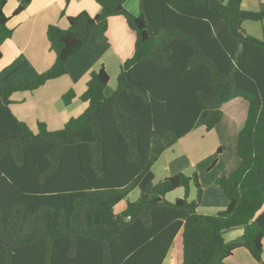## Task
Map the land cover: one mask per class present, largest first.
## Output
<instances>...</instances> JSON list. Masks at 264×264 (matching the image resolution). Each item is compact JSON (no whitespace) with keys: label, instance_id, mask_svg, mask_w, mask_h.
Segmentation results:
<instances>
[{"label":"trees","instance_id":"16d2710c","mask_svg":"<svg viewBox=\"0 0 264 264\" xmlns=\"http://www.w3.org/2000/svg\"><path fill=\"white\" fill-rule=\"evenodd\" d=\"M94 1L96 16L84 11L68 18V29L49 26L56 55L49 70L0 88V264H163L178 237L182 264H223L240 248L264 264V40L243 27L263 20L264 9L243 10V0H139L135 16L127 0ZM7 2L0 0V60L14 34ZM118 16L136 43L113 95L101 68L81 96L87 109L63 129L39 122L34 132L20 121L13 96L67 75L69 61L92 36L105 39ZM75 98L71 90L63 101ZM237 98L248 113L237 140L240 166L217 180L225 210L200 214L199 176L180 173L115 212L166 150L199 126L211 132L223 105ZM178 189L185 197L169 202ZM237 228L242 239L228 243L224 232Z\"/></svg>","mask_w":264,"mask_h":264},{"label":"crops","instance_id":"0c3cea01","mask_svg":"<svg viewBox=\"0 0 264 264\" xmlns=\"http://www.w3.org/2000/svg\"><path fill=\"white\" fill-rule=\"evenodd\" d=\"M14 1L8 0L4 9L9 18L8 27L14 31V34L1 46L3 57L0 60V88L7 87L14 82L34 80L54 65L56 55L51 50L47 37L49 26L54 25L68 29L69 17L77 16L84 11L94 17L101 10L94 0H31L24 11L14 15L16 9L23 5L26 0ZM236 1L223 0V3L233 5ZM126 4L125 7L129 8V11L133 14H139V0H129ZM241 7L246 11L262 12L264 2L263 0H243ZM243 27L249 35L264 40V18L258 22L246 21ZM135 43L136 36L128 27L125 18L121 16L111 18L105 39L96 35L92 36L90 47L84 48L69 61L67 65L68 74L64 77L48 82L33 93L15 94L11 105L12 112L32 131L36 129L34 132L37 131L39 122L47 124L51 131L63 129L72 118L79 117L73 116L76 112L83 113L87 109L88 104L81 100V96L86 92L87 84L93 72L105 68L110 77L106 95L111 96L116 91V80L122 72L125 61L133 57ZM7 78L11 81H7ZM71 90L76 93V98L72 103L66 105L63 96ZM222 110L224 113L223 120L211 132L207 133L216 135L219 143L223 144L224 142L229 147L232 146L230 144L233 142L234 151L227 149V151L222 152V146L219 150L223 158L227 157L230 152L233 154V158L231 160L226 158L223 163L221 157L219 163L206 172V177L211 179V183L206 188L203 187L202 202L198 209L199 213L203 215L216 214L227 208L228 201L221 188L217 186V180L232 174L238 169L241 162L237 153V140L247 118L248 102L243 98H237L225 103ZM229 134L232 136L230 137ZM175 155L170 149L166 150L149 171L152 178H149V174H147L138 187L131 191L128 198L115 207V212L121 214L127 209L129 201H138L144 192L146 193L152 186L168 177L180 173L191 176L199 171L198 166L200 165L192 161L182 162L180 166L175 167L178 161V158L174 157ZM208 160L203 164L207 163ZM220 167H223V171L217 173L216 170ZM198 176L201 184H204L203 175L199 174ZM144 185H147L148 189L140 192L139 187ZM262 191L264 195V186ZM184 197V190L178 189L168 194L167 200L174 203L177 199ZM196 197L197 189L191 185L188 200L193 201ZM243 234L244 229L237 228L225 231L224 237L228 243H235L242 239ZM163 264H182V247L179 237L176 240L175 250L170 251ZM223 264L259 263L253 259L246 248H240Z\"/></svg>","mask_w":264,"mask_h":264},{"label":"rangeland","instance_id":"374dc122","mask_svg":"<svg viewBox=\"0 0 264 264\" xmlns=\"http://www.w3.org/2000/svg\"><path fill=\"white\" fill-rule=\"evenodd\" d=\"M13 2H15L14 0H11ZM129 1V0H128ZM128 1H126L128 3ZM25 2V1H24ZM127 5V4H126ZM231 5V4H229ZM129 9V8H128ZM9 11V9H8ZM129 11V10H128ZM131 12V11H129ZM133 14V12H131ZM133 15H137V14H133ZM104 39V38H103ZM98 72V71H96ZM118 79V78H117ZM7 81H11L9 80V78H7ZM117 81V80H116ZM9 83V82H6ZM15 83V82H14ZM9 85V84H8ZM109 86V85H108ZM107 86V87H108ZM117 88V82H116V87L115 90ZM115 92V91H114ZM32 93V92H31ZM106 93H107V89H106ZM113 95V94H112ZM82 112H76L73 116H80ZM36 130V129H35ZM33 130V131H35ZM192 134V135H191ZM230 135V134H229ZM208 136V138L206 139V137ZM232 136V134L230 135V137ZM234 136V135H233ZM235 137V136H234ZM234 142H235V138H234ZM219 145V146H218ZM232 146H228L227 144H223L219 143L218 138L216 137V135L214 134H209L207 133V130L205 129L204 126H199L197 128H195V130H193V132L189 133L188 135H186L185 137H183L182 139H180L173 147L169 148L171 150V152H174L176 155L174 156L175 158H178L177 163L175 164L176 166H180V164L182 162H188V161H192L193 163L200 165L198 166V172H196L197 175L202 174L203 178L205 181L204 184H201L202 189L206 188L210 183H211V179H209V177H206V172L208 171V169H210L212 166L215 167V165L217 163H219V159L222 157L221 156V152L219 151L221 149V146L223 147L222 152L227 151V149H230L231 151H234L233 149V142L232 144H230ZM218 146V147H217ZM229 147V148H228ZM168 149V150H169ZM214 151V152H213ZM212 158V160H211ZM226 158L228 160H231L233 158V154L230 152L227 154V157H222V161L223 163L226 161ZM207 159H209L207 161V163L203 164ZM151 171V170H150ZM223 171V167L217 168L216 172H222ZM149 174V178L151 177V173H147ZM146 174V175H147ZM184 174V173H183ZM145 175V176H146ZM186 175V174H185ZM194 175V174H193ZM191 175V176H193ZM187 176V175H186ZM213 177V175H211ZM169 178V177H168ZM214 178V177H213ZM163 182V181H162ZM161 182L157 183L156 185L160 184ZM154 185V186H156ZM152 186V188L154 187ZM218 186V185H217ZM138 187V186H137ZM136 187V188H137ZM204 187V188H203ZM219 187V186H218ZM151 188V189H152ZM220 188V187H219ZM147 185H144L142 187H139L140 192L141 191H145L147 190ZM150 189V190H151ZM197 189V188H196ZM184 190V189H183ZM149 190L146 191V193ZM221 191L223 192V190L221 189ZM185 192V190H184ZM145 193V192H144ZM143 193V194H144ZM184 194V193H183ZM224 194V192H223ZM225 196V194H224ZM203 197V196H202ZM227 199V197H226ZM228 201V199H227ZM219 213V212H218ZM217 214V213H216ZM207 215H215V214H207Z\"/></svg>","mask_w":264,"mask_h":264},{"label":"built area","instance_id":"2783aa9c","mask_svg":"<svg viewBox=\"0 0 264 264\" xmlns=\"http://www.w3.org/2000/svg\"><path fill=\"white\" fill-rule=\"evenodd\" d=\"M263 2H264V0H263Z\"/></svg>","mask_w":264,"mask_h":264}]
</instances>
